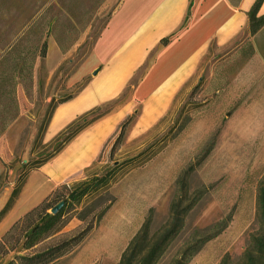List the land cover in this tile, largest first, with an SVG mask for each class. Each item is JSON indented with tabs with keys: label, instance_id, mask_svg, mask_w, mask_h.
<instances>
[{
	"label": "rangeland",
	"instance_id": "rangeland-1",
	"mask_svg": "<svg viewBox=\"0 0 264 264\" xmlns=\"http://www.w3.org/2000/svg\"><path fill=\"white\" fill-rule=\"evenodd\" d=\"M121 2L0 0V46L8 50L0 62V111L6 112L0 113V118L6 116V121L0 119L4 158L0 159L5 169L0 176V212L23 180L21 194L8 212L14 213L0 226V239L31 210L30 205L46 198L53 203L57 195H68L66 187L109 175V183L77 204L70 223L42 245L93 225L84 241L54 264H119L145 230L150 242L159 239L180 195L185 207L198 192L201 199L157 264H175L191 247L195 250L188 264H241L262 232L258 197L264 189L263 48L256 56L250 43L231 58L216 52L215 62L202 65L201 78L187 82L168 111L151 125L139 122L145 105L135 97L144 64L116 98L78 116L53 138L45 137L59 97L68 95L66 85L72 81L76 96L101 71L102 65L91 67L89 60ZM44 6L36 27L20 37L30 15ZM50 21H56L53 36L67 59L50 75V64L44 60L47 49L34 81V63L48 39ZM124 106L129 113L123 112ZM118 116L114 128L98 127ZM58 148L61 151L51 157ZM45 169L50 174H43ZM36 175L45 185L32 181L28 186ZM33 196L38 198L35 202L22 204V197ZM18 204L23 205L20 212Z\"/></svg>",
	"mask_w": 264,
	"mask_h": 264
},
{
	"label": "crops",
	"instance_id": "crops-1",
	"mask_svg": "<svg viewBox=\"0 0 264 264\" xmlns=\"http://www.w3.org/2000/svg\"><path fill=\"white\" fill-rule=\"evenodd\" d=\"M256 1L122 0L112 12L89 60L91 67L102 65L101 71L76 96L72 95V81L68 85L65 83L68 95L59 97L45 137L53 138L78 116L116 98L144 64L147 67L136 88L135 97L144 101L145 105L139 122L148 121L151 125L168 111L174 96L187 82L197 76L201 78L200 75L204 72L202 65L215 62L216 52L231 58L241 55L240 51L247 43L252 45L254 56L260 53L259 49H264V27L255 35H251L249 31L248 14ZM44 8L45 6L31 14L30 17L36 15L35 18L26 23L31 24L35 20L38 22ZM263 15L264 1L258 13V16ZM25 29L27 28L24 26L21 32ZM46 37L48 53L44 60L50 64V75H54L57 68L66 61L67 55L62 52L53 35ZM7 51L0 46V60ZM209 57L211 60L207 61ZM41 63V57L38 56L33 67L34 81H37ZM129 111V107L124 106L123 112ZM119 119L120 116L112 118L98 127L112 125L114 128ZM57 127L58 130L53 131ZM88 133L89 130L81 133L76 141ZM0 158H3L1 154ZM4 170L0 159V176ZM43 174L50 173L45 169ZM40 176L30 178L28 186L32 181L41 182ZM53 178L55 179L54 176ZM43 185L45 184L41 182V186ZM36 198L22 197V204L33 203L38 199ZM23 205L18 204V212L20 208L23 209ZM34 206L36 204L30 205L27 210ZM13 213L8 214L0 226Z\"/></svg>",
	"mask_w": 264,
	"mask_h": 264
},
{
	"label": "trees",
	"instance_id": "trees-1",
	"mask_svg": "<svg viewBox=\"0 0 264 264\" xmlns=\"http://www.w3.org/2000/svg\"><path fill=\"white\" fill-rule=\"evenodd\" d=\"M263 1L264 0H257L248 14L249 31L251 35H255L264 27V15L258 16ZM65 12H67L66 9ZM66 15H68L71 20L73 19L71 13H66ZM35 16L36 15L29 17L28 21L31 22ZM55 24L56 21H50L48 23V29L45 35H54L53 28H55ZM36 25L37 20L31 24L26 23L24 26L27 29L26 31L20 32V37L26 32L30 33ZM20 37L18 36V40ZM60 47L63 49V46L60 45ZM47 49L48 43L45 40L40 46L42 53L39 56L45 57ZM3 59L4 57L0 62L3 61ZM1 106L3 108L2 103ZM0 113L4 114L6 112L3 109ZM0 119L6 121V116ZM6 124L5 122L3 126L4 129L7 126ZM123 127L125 129V125ZM123 132L124 131H122L118 138L116 145L121 141ZM60 151L61 149L58 148L51 157L57 155ZM110 178L111 176L109 175L95 178L91 182L79 184L75 188L65 186L68 189V195H57L53 203L46 198L39 205L29 210L19 218L0 239V264H54L62 257L72 252L84 241L92 230L93 225H89L86 229L73 237L65 238L44 247H42V245L70 223L72 219L70 213L75 209L77 204L106 186ZM22 185L23 180L21 178L7 206L0 212V223L18 200ZM201 195L202 192H198L196 194V199L185 207L182 204L184 195H180L171 206V222L159 239L150 242L148 240V232L145 230L133 240L119 264H157L172 241L185 227L186 216L201 199ZM61 202H64L62 209L55 215L51 214L49 211ZM258 209L262 232L253 239L252 248L246 252L241 264H264V189H261L259 193ZM194 250L193 247L189 248L175 264H188L192 256V251ZM11 254H13V256L5 263H2V261ZM222 264L229 263L225 261Z\"/></svg>",
	"mask_w": 264,
	"mask_h": 264
},
{
	"label": "water",
	"instance_id": "water-1",
	"mask_svg": "<svg viewBox=\"0 0 264 264\" xmlns=\"http://www.w3.org/2000/svg\"><path fill=\"white\" fill-rule=\"evenodd\" d=\"M64 206V202H61V203H59L57 206H55L51 211H50V213L51 214H57L61 209H62V207Z\"/></svg>",
	"mask_w": 264,
	"mask_h": 264
}]
</instances>
